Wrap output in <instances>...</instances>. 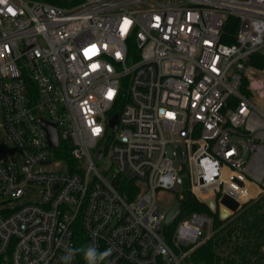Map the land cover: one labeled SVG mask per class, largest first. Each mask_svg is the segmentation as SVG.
<instances>
[{"label": "built area", "instance_id": "2783aa9c", "mask_svg": "<svg viewBox=\"0 0 264 264\" xmlns=\"http://www.w3.org/2000/svg\"><path fill=\"white\" fill-rule=\"evenodd\" d=\"M262 51L264 0H0V264H62L80 226L104 264H200L210 216L165 239L179 167L213 212L264 194V112L241 91Z\"/></svg>", "mask_w": 264, "mask_h": 264}, {"label": "trees", "instance_id": "16d2710c", "mask_svg": "<svg viewBox=\"0 0 264 264\" xmlns=\"http://www.w3.org/2000/svg\"><path fill=\"white\" fill-rule=\"evenodd\" d=\"M55 6L72 8L80 5L85 0H38ZM239 22L230 18L226 27L224 41L234 42V35L237 32ZM257 69L264 67V54L261 52L253 55L249 61ZM247 77L243 80L242 94L247 98L251 96L248 89ZM63 157L69 158L68 155ZM238 208V205L233 206ZM181 215L175 223L166 226L165 239L172 243V233L175 224L179 219L185 218L193 212H208L213 218V235L200 246L195 248L189 258L192 262L200 264H251L264 248V194L260 195L240 209L235 211L229 218L221 219L218 213L212 212L206 205L199 202L195 196L189 194L182 201ZM168 230V231H167ZM88 240L83 229L78 227L76 231V247L87 245ZM80 261L85 264L81 256Z\"/></svg>", "mask_w": 264, "mask_h": 264}, {"label": "rangeland", "instance_id": "374dc122", "mask_svg": "<svg viewBox=\"0 0 264 264\" xmlns=\"http://www.w3.org/2000/svg\"><path fill=\"white\" fill-rule=\"evenodd\" d=\"M261 53L264 54V51H262ZM248 68H249V70H248L246 77H247V80L249 81L248 89L251 91V96H248V98L256 105L258 111L261 112L263 110L262 112H264V67L257 69L253 65L248 64ZM99 164H100L99 165L100 169L104 171L108 165V162H107V160L104 159V160H100ZM179 168H180V173H181L182 178H183V183L180 186L179 196L185 199L189 196V193H190V180L188 177V170H187L186 165L181 164V167H179ZM50 169H52V167ZM223 169H224L225 177H229L232 174V169L230 168V166L224 165ZM175 197H176V194L174 192H166L160 197V200L164 205L171 207L173 202L175 201ZM256 199H254V200H256ZM251 201H253V200H251ZM251 201H249V202H251ZM249 202H247V203H249ZM247 203H245V204H247ZM245 204H243V205H245ZM242 206H240L238 208L234 207V209L231 212V215L233 213H235V211L240 209ZM203 213L207 214L208 216L211 217V224L207 228L206 238L202 239L195 246L191 247L192 251L195 248H197L198 246H200L202 243L207 241L213 235V230H212L213 218H212V215H210L208 212H203ZM215 213H218L220 218H221L220 211H216ZM175 222L176 221H174L173 223H175ZM177 225H178V221L175 224V229H176ZM175 229L173 230V233H172V243H169L168 241L167 242L175 250H178L177 246L175 245V241L173 240ZM188 261H191V259L188 258ZM251 264H264V248H263L262 252L254 259V261Z\"/></svg>", "mask_w": 264, "mask_h": 264}, {"label": "clouds", "instance_id": "9594fccd", "mask_svg": "<svg viewBox=\"0 0 264 264\" xmlns=\"http://www.w3.org/2000/svg\"><path fill=\"white\" fill-rule=\"evenodd\" d=\"M112 252V248L100 250L94 244H87L79 248L65 245L64 254L60 259L62 264H72L75 257L81 256L85 261V264H104Z\"/></svg>", "mask_w": 264, "mask_h": 264}, {"label": "water", "instance_id": "95a60500", "mask_svg": "<svg viewBox=\"0 0 264 264\" xmlns=\"http://www.w3.org/2000/svg\"><path fill=\"white\" fill-rule=\"evenodd\" d=\"M118 118H119L118 114H115L111 119L110 125L112 128H116L118 123ZM44 126L48 132L51 147L56 148L59 144V137L55 125L50 123H44ZM180 205L181 203L179 201L174 202L172 208L170 209L167 215L166 224L170 225L174 222V220L176 219L179 213ZM208 205L210 206L211 209H216L213 200L208 201ZM220 215L222 219H227L231 215V212L226 208H221Z\"/></svg>", "mask_w": 264, "mask_h": 264}, {"label": "snow or ice", "instance_id": "6c2138e0", "mask_svg": "<svg viewBox=\"0 0 264 264\" xmlns=\"http://www.w3.org/2000/svg\"><path fill=\"white\" fill-rule=\"evenodd\" d=\"M8 11L9 12H13V9L9 8ZM13 14H15V13L13 12ZM125 23H128V22L126 21ZM109 95H111V93H109ZM95 131L98 133L100 130L99 129H95Z\"/></svg>", "mask_w": 264, "mask_h": 264}, {"label": "crops", "instance_id": "0c3cea01", "mask_svg": "<svg viewBox=\"0 0 264 264\" xmlns=\"http://www.w3.org/2000/svg\"><path fill=\"white\" fill-rule=\"evenodd\" d=\"M263 111V110H262Z\"/></svg>", "mask_w": 264, "mask_h": 264}]
</instances>
